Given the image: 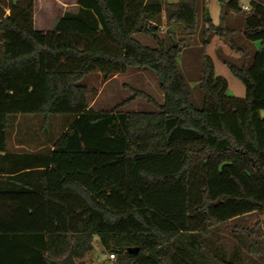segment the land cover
I'll list each match as a JSON object with an SVG mask.
<instances>
[{
	"label": "trees",
	"instance_id": "16d2710c",
	"mask_svg": "<svg viewBox=\"0 0 264 264\" xmlns=\"http://www.w3.org/2000/svg\"><path fill=\"white\" fill-rule=\"evenodd\" d=\"M0 4L10 9L0 20V152L10 115L70 118L53 149L33 155L44 169L0 176V264H57L71 247L84 264L95 236L110 264H264L259 223L230 227L264 215V0H250L249 11L222 0L218 26L207 20L206 0L203 15L200 0H78L52 30L36 29V0ZM231 13L242 15L241 28L229 24ZM201 15L205 44L216 34L244 56L242 65L225 63L245 96L228 94L205 54L197 108L180 71L183 41L173 47L167 29L182 23L177 32L195 35ZM134 68L156 76L162 103L131 88L112 109L90 107L86 76ZM136 98L157 111L119 110Z\"/></svg>",
	"mask_w": 264,
	"mask_h": 264
},
{
	"label": "rangeland",
	"instance_id": "374dc122",
	"mask_svg": "<svg viewBox=\"0 0 264 264\" xmlns=\"http://www.w3.org/2000/svg\"><path fill=\"white\" fill-rule=\"evenodd\" d=\"M39 1L41 2V0ZM53 1L54 2H51V10L47 8L48 6L41 9L38 4L34 17L36 29H54L61 16L64 14V9L72 7L71 5L75 0ZM221 1L222 0H206V7L208 6L211 22L215 26H218L221 20ZM240 2L243 5H249V0H240ZM200 5L202 6L200 10L203 15V0H200ZM6 9L10 14V9ZM246 11H249V9H246ZM202 15L201 23L195 35L190 36L182 32H177L176 34V40L183 41V46L180 48L181 52L179 56L180 71L186 80L191 92L193 103L197 108H201L203 106V92L200 88V82L203 75V58L205 54L212 57L215 63L216 75L227 79L229 84L228 94L236 97L245 96L244 84L231 73L230 67L225 63V60H228L238 65H242L245 62L244 56H241L239 53L233 51L227 43L226 38H219V36L215 34H209L206 38L207 44H205V38L201 33ZM229 24L231 26L241 28L242 15L231 13L229 16ZM159 36L163 37L164 33L161 31ZM235 38L239 45L244 44V40L240 34H237ZM144 43L152 47L157 46V42L149 37L144 39ZM260 48V41L253 42L249 50L250 55L247 57L248 64L251 63L256 50ZM106 80L107 79L103 74L95 72L89 74L81 81V84L86 85L89 89V105L95 110L112 109L119 103L129 99L133 95L131 88L146 91L151 94L158 103H162L164 100L163 93L159 86V81L149 70L134 68L128 70L125 74L112 76L111 80L108 82H106ZM119 110L123 112H152L157 111V108L148 103L145 99L136 98L121 105ZM21 120L25 123H32L34 125L33 133L39 137L46 135V132L42 129V126L47 124L43 115H24L21 116ZM69 121L70 118L66 116H50L48 119L49 127L47 133L55 139L58 138ZM257 222L259 223V227L256 232V237L259 239L264 238V215L261 216L254 213L240 216L239 218L230 221V227H253ZM93 245V250L89 252L83 260L84 264H110L113 262V256L105 252L98 236L94 237ZM242 258L244 262L248 263V260L245 259L246 252L244 251L243 246Z\"/></svg>",
	"mask_w": 264,
	"mask_h": 264
},
{
	"label": "crops",
	"instance_id": "0c3cea01",
	"mask_svg": "<svg viewBox=\"0 0 264 264\" xmlns=\"http://www.w3.org/2000/svg\"><path fill=\"white\" fill-rule=\"evenodd\" d=\"M77 1L78 0L74 1V3L71 5L72 7L68 9H64L65 12L77 11L78 10ZM168 1L177 2L178 0H168ZM51 2L54 1L41 0L40 2L39 0H36L37 3L36 8L38 7L39 4V7L41 9L43 7L45 8L46 6H48L47 8L51 10ZM163 19L165 20V15H163ZM162 26H165V22H163ZM135 37L138 38L143 43H144V39L147 38V36L141 34H137ZM219 38L221 37L219 36ZM239 55L241 54L239 53ZM109 80H111V77L110 79L108 78L106 82H108ZM24 115H38V114H17V115H10L8 117L9 124L7 128L6 150L0 152V176L17 175L25 172L38 171L44 169L45 167L43 166V164H41L39 162V159H37L33 155L38 154L41 151H46L47 153L49 148L51 150L53 149L54 137H52L47 133L49 127L48 121L47 124L42 126V129L43 131L46 132V135H43V137H39L38 135L33 133L34 125L32 123L22 122L21 116Z\"/></svg>",
	"mask_w": 264,
	"mask_h": 264
},
{
	"label": "water",
	"instance_id": "95a60500",
	"mask_svg": "<svg viewBox=\"0 0 264 264\" xmlns=\"http://www.w3.org/2000/svg\"><path fill=\"white\" fill-rule=\"evenodd\" d=\"M8 15H9L8 10L2 4H0V20ZM206 16H207V20H211L208 6L206 7ZM184 27H185L184 24L177 23V22H172L170 26L168 27L167 32L171 35L173 47H178V41L176 40L174 35L177 33L179 29H183ZM262 116L264 117V111H262ZM74 251H75L74 247H71L69 253L64 258L56 260V263L57 264H78L74 257ZM129 251L132 253H138L139 249L130 248Z\"/></svg>",
	"mask_w": 264,
	"mask_h": 264
},
{
	"label": "built area",
	"instance_id": "2783aa9c",
	"mask_svg": "<svg viewBox=\"0 0 264 264\" xmlns=\"http://www.w3.org/2000/svg\"><path fill=\"white\" fill-rule=\"evenodd\" d=\"M245 9H249V5H243ZM167 28L165 26H162V30H166Z\"/></svg>",
	"mask_w": 264,
	"mask_h": 264
}]
</instances>
